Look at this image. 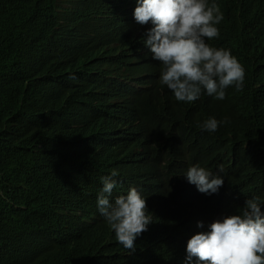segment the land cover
Returning a JSON list of instances; mask_svg holds the SVG:
<instances>
[{
    "label": "trees",
    "instance_id": "trees-1",
    "mask_svg": "<svg viewBox=\"0 0 264 264\" xmlns=\"http://www.w3.org/2000/svg\"><path fill=\"white\" fill-rule=\"evenodd\" d=\"M130 2L0 0V264L85 257L76 238L101 237L97 195L114 169L131 183L160 165L165 189L156 203L182 195L188 205L204 203L213 221L256 196L264 211V15L237 16V0H208L220 3L223 19L206 43L229 45L247 75L223 100L202 91L179 107L160 82L162 65L142 52L125 19ZM213 117L227 123L215 132L199 127ZM194 164L213 173L224 166L217 193L188 182ZM199 206L169 208V220L198 224ZM68 223L84 231L72 235Z\"/></svg>",
    "mask_w": 264,
    "mask_h": 264
},
{
    "label": "clouds",
    "instance_id": "clouds-1",
    "mask_svg": "<svg viewBox=\"0 0 264 264\" xmlns=\"http://www.w3.org/2000/svg\"><path fill=\"white\" fill-rule=\"evenodd\" d=\"M221 11L220 3L209 5L208 0H131L129 4L125 19L141 39L142 52L162 65L160 82L174 93L179 107L197 100L202 91L223 100L227 88L239 91L244 86L247 69L241 58L229 45L226 50L206 43V38L219 35L215 25L223 19ZM236 14L257 18L264 15V7L260 0H237ZM99 19L94 16L98 25ZM128 88L124 85L122 90ZM221 123L227 118H208L199 127L215 132ZM218 169L213 173L194 164L185 175L199 192L211 195L224 184L220 175L224 166ZM101 179L95 206L101 237L76 238L86 252L85 257L74 256L72 264H264V211L259 196L247 199L239 214L213 221L204 203L188 205L182 195L174 194L169 204L156 203V193L165 189L160 165L154 164L146 181L135 177L127 182L115 169ZM197 204L196 215L205 216L202 222L169 220V208L192 211ZM86 212L80 209L78 215L87 217ZM65 229L72 235L84 231L83 225L71 223Z\"/></svg>",
    "mask_w": 264,
    "mask_h": 264
},
{
    "label": "bare ground",
    "instance_id": "bare-ground-1",
    "mask_svg": "<svg viewBox=\"0 0 264 264\" xmlns=\"http://www.w3.org/2000/svg\"><path fill=\"white\" fill-rule=\"evenodd\" d=\"M223 5H224V4H223ZM252 35H253V34H252ZM49 43H50V42H49ZM5 61H7V60H5ZM2 63H3V62H2ZM80 66H81V65H80ZM82 67H83V65H82ZM88 69H89V68H88ZM118 70H119V69H118ZM118 70H117V71H118ZM113 73H114V72H113ZM28 100H29V99H28ZM29 101H30V100H29ZM251 109H252V108H251ZM28 110H29V108H28ZM27 112H28V111H27ZM35 113H36V112H35ZM39 113H41V112H39ZM44 114H45V113H44ZM20 115H21V114H20ZM29 116H30V115H29ZM31 124H32V122H31ZM31 124H30V125H31ZM26 125H27V124H26ZM29 130H30V129H29ZM30 131H31V130H30ZM29 146H30V145H29ZM25 149H26V148H25ZM30 151H31V150H30ZM0 196H1V195H0ZM235 196H236V195H235ZM234 199H235V198H234ZM218 208H219V207H218Z\"/></svg>",
    "mask_w": 264,
    "mask_h": 264
}]
</instances>
